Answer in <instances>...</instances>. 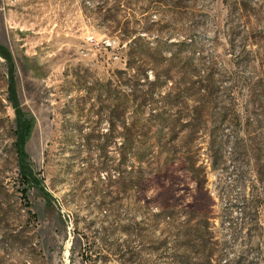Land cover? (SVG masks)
Segmentation results:
<instances>
[{
    "label": "rangeland",
    "instance_id": "374dc122",
    "mask_svg": "<svg viewBox=\"0 0 264 264\" xmlns=\"http://www.w3.org/2000/svg\"><path fill=\"white\" fill-rule=\"evenodd\" d=\"M0 46V264H264V0H0Z\"/></svg>",
    "mask_w": 264,
    "mask_h": 264
},
{
    "label": "trees",
    "instance_id": "16d2710c",
    "mask_svg": "<svg viewBox=\"0 0 264 264\" xmlns=\"http://www.w3.org/2000/svg\"><path fill=\"white\" fill-rule=\"evenodd\" d=\"M144 51H146L145 49L141 50H137V54L138 55H143ZM0 53L1 55H3L4 58H6L11 64H13V60H12V56L10 53H8L6 51L5 48H3L2 46H0ZM158 53L160 55H162V49H158ZM93 89V88H91ZM15 121L18 123V128L16 130V135L17 138L15 140V147L17 149V153H18V165H19V174L22 181V184H24L26 187L23 188L22 193H23V197L25 199H28V189L31 187V185L34 184L35 179V174H34V170L32 169V167L30 166V164L28 163V154L25 150V141H26V137L29 135L31 128H32V122L29 119H25L24 117H22V112L20 110L17 109L16 112V117H15ZM124 144V143H123ZM138 154V152H136V155ZM29 204V202H28ZM28 213L31 215V217L35 218L36 214L33 213L32 210H28ZM11 239V240H10ZM9 239V247L14 248L15 247V239L12 237Z\"/></svg>",
    "mask_w": 264,
    "mask_h": 264
}]
</instances>
